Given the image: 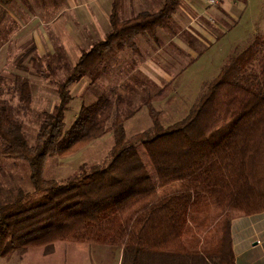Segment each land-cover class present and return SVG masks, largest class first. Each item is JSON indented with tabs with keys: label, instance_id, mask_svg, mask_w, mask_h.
<instances>
[{
	"label": "trees",
	"instance_id": "trees-1",
	"mask_svg": "<svg viewBox=\"0 0 264 264\" xmlns=\"http://www.w3.org/2000/svg\"><path fill=\"white\" fill-rule=\"evenodd\" d=\"M13 1L0 0V10ZM180 1L165 0L158 11L125 18L115 0L105 38L81 53L64 81L52 78L55 70L41 72L56 87L59 100L38 129L22 120L33 102L28 78L19 75L7 88L0 74V156L24 161L32 186L0 205V257L10 259L34 247L49 253L58 241L82 231H103V236L120 231L127 239L120 264H141L148 253L161 257L185 250L183 237L209 205L221 225L217 254L232 264V219L264 211L263 36L237 45L188 114L167 126L150 99H143L153 125L131 135L125 121L135 110L131 101L122 107L121 96L99 97L82 105L69 128L64 122L71 84L86 76L96 80L109 52L140 53L137 38L156 39L159 29L170 27ZM7 92L13 94L7 98ZM28 132L35 137L33 145L25 137ZM108 132L114 145L104 163L85 164L63 181L45 177L49 157ZM2 190L0 180V196Z\"/></svg>",
	"mask_w": 264,
	"mask_h": 264
},
{
	"label": "rangeland",
	"instance_id": "rangeland-1",
	"mask_svg": "<svg viewBox=\"0 0 264 264\" xmlns=\"http://www.w3.org/2000/svg\"><path fill=\"white\" fill-rule=\"evenodd\" d=\"M88 3V10L82 5L79 6L80 10H75L69 7L67 0H14L4 7L5 11L0 10V74L5 76L7 88L16 84L19 75L28 78L33 102L31 110L22 120L32 128H40L45 112L52 111L59 100L56 87L41 72L55 70L56 74L52 78L64 81L79 55L95 41L104 39L105 35L99 38L97 34L105 33L103 27L106 23L101 19L94 22V26L90 23V20H94L92 10L95 7L92 0ZM231 36L233 34L230 33L214 44L190 66L186 63L187 58L176 49L167 47L162 52L159 51L156 57L149 58L151 52L144 40L140 42L141 51L144 52L136 54L124 50L107 53L103 64L105 69L96 80L86 76L69 87L72 99L65 112L66 128L74 122L82 105L94 103L99 97L115 99L121 96L124 99L122 107L125 109L128 108L127 103L132 102L135 113L125 121L126 129L131 135L153 125L154 119L143 99H150L157 118L162 120L164 126L180 120L188 114L205 91L204 85L217 76L237 46L231 47ZM140 38L141 36L137 43ZM76 40L84 44L80 46L81 49ZM90 43L92 44L89 46ZM147 61L152 62L150 64ZM158 66L171 78L162 77V73L157 71ZM140 68L146 69L153 79ZM12 94L7 92L6 97L9 98ZM25 137L30 145L36 142L32 133H26ZM113 145V133L108 132L95 141L79 144L71 152L51 156L46 162L45 177L63 181L78 173L85 164H102L110 155ZM0 166L3 188L0 205L14 200L20 190H32L29 169L24 161L0 156ZM148 168L155 178L150 165ZM202 209L191 222L194 227L191 229L193 233L190 239L194 244L197 242L196 230H206L212 225L206 235L208 242L214 241L217 232L219 235L221 232V225L216 224L217 212L210 210L209 205ZM200 220L203 225L197 229L195 225L198 227ZM124 235L120 231L107 236H103V231L96 235L83 231L73 233L58 241L49 253L42 247H34L23 254L17 253L10 259L0 257V264H120L122 249L127 240ZM201 241L199 245L205 246ZM206 249L210 250V247ZM150 262L143 261L141 264H151Z\"/></svg>",
	"mask_w": 264,
	"mask_h": 264
},
{
	"label": "crops",
	"instance_id": "crops-1",
	"mask_svg": "<svg viewBox=\"0 0 264 264\" xmlns=\"http://www.w3.org/2000/svg\"><path fill=\"white\" fill-rule=\"evenodd\" d=\"M92 1L95 10H92L94 20H90V23L94 26V22H98L100 19L106 23L103 27L105 33L97 34L100 38V36H106L110 29V15L115 0ZM67 2L69 7L75 10L79 9L81 5L86 7L85 10L90 7H87L89 0H67ZM121 2L123 5L120 14L129 18L143 11H158L165 0H120ZM230 33L233 34L231 47L238 44L245 45L256 35L264 37V0H235V2L228 0L220 6H210L208 0H181L171 17V26L159 29L156 39L147 35H140L141 38L137 45L141 51L140 42L146 41L145 44L152 54H148L149 58L156 57L165 47L179 49L181 53H178L187 58L186 63L190 66L196 63L204 52ZM76 42L78 48L84 45L80 41L76 40ZM151 62L148 63L151 64ZM160 68L158 66V73H162V77L170 79L171 77ZM140 70L153 79L146 69L140 68ZM192 225H190L191 229L194 227ZM198 225V227L197 224L195 225L197 229L203 225L201 220ZM210 227L213 226L210 225L206 230H196L197 242L195 244L190 239L193 233L190 230L191 232L183 237V242L186 244L185 250L173 252L172 255L163 254L161 257L148 253L151 256L146 255L143 261H151V264L158 262L169 264H231L228 260H224L222 253L217 254L219 253L221 232L220 235L217 232L214 241L208 242L206 235L209 233ZM230 239L232 264H264V211L235 216L230 225ZM200 240L205 243V246L199 245ZM208 246L210 250L206 249Z\"/></svg>",
	"mask_w": 264,
	"mask_h": 264
},
{
	"label": "built area",
	"instance_id": "built-area-1",
	"mask_svg": "<svg viewBox=\"0 0 264 264\" xmlns=\"http://www.w3.org/2000/svg\"><path fill=\"white\" fill-rule=\"evenodd\" d=\"M228 0H208V4L210 6H220V5H224ZM232 2L235 0H231Z\"/></svg>",
	"mask_w": 264,
	"mask_h": 264
}]
</instances>
